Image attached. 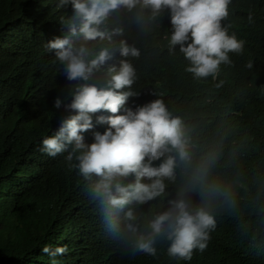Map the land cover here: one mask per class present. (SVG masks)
<instances>
[{
	"label": "trees",
	"instance_id": "trees-1",
	"mask_svg": "<svg viewBox=\"0 0 264 264\" xmlns=\"http://www.w3.org/2000/svg\"><path fill=\"white\" fill-rule=\"evenodd\" d=\"M15 7L12 0H0V17ZM229 9L231 16L243 17L240 35L254 63L251 70L235 59L217 79L193 78L178 48L168 51L167 14L141 25L125 11L128 28L120 37L141 52L138 59L129 58L137 69L133 90L138 96L130 97L127 107L163 99L184 121L193 161L212 158L207 180L219 192L206 202L217 227L206 249L194 250L191 260L169 258L167 243L157 244L156 256L123 253L104 231L87 185L65 153L39 154V121L63 109H55L54 100L67 95L68 87L60 64L46 61L44 40L55 29L50 24L41 33H25L15 40L18 47H8L0 57V80L33 76L39 98L21 120H16V103H7L0 114V264H264V0H232ZM109 47L112 59L95 72L93 83H105L108 67L119 64L116 46ZM0 99L24 102L27 97L17 89L0 93ZM181 180L178 169L170 186L177 191ZM191 198L200 203L204 197L197 191ZM155 205L140 207V214L147 219ZM46 245L68 250L53 257L42 251Z\"/></svg>",
	"mask_w": 264,
	"mask_h": 264
},
{
	"label": "clouds",
	"instance_id": "clouds-1",
	"mask_svg": "<svg viewBox=\"0 0 264 264\" xmlns=\"http://www.w3.org/2000/svg\"><path fill=\"white\" fill-rule=\"evenodd\" d=\"M12 1L14 12L0 17V57L8 47H18L15 40L25 33H41L53 24L55 29L44 40L46 61L56 60L68 81L67 95H58L53 105L63 109L39 121V154L48 158L65 153L87 185L104 231L123 253L156 256L158 243H167V256L176 260H191L194 250L204 251L217 227L206 202L208 195L219 192L218 185L207 180L212 158L193 161L184 121L163 99L127 107L129 98L138 96L133 90L137 69L129 58L138 59L141 52L120 37L128 28L125 11L134 13L141 25L167 14L168 51L178 48L193 78L217 79L235 59L251 70L254 63L240 35L243 17L231 16L232 0ZM114 45L121 57L118 66L108 67L105 83L91 82L112 59L109 46ZM17 89L26 101L0 99V114L7 103H16V120H21L39 101L37 83L33 76L0 80V93ZM178 169L182 180L175 191L169 182H176ZM197 191L204 197L200 203L191 198ZM154 203L158 205L145 219L139 208L147 210ZM67 250L47 245L42 249L53 257Z\"/></svg>",
	"mask_w": 264,
	"mask_h": 264
}]
</instances>
